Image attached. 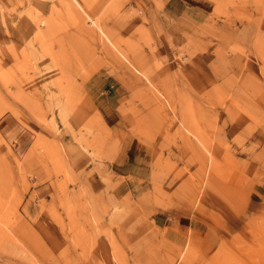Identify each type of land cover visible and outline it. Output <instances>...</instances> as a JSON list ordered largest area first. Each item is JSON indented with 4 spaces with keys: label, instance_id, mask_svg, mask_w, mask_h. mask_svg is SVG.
<instances>
[{
    "label": "rangeland",
    "instance_id": "obj_1",
    "mask_svg": "<svg viewBox=\"0 0 264 264\" xmlns=\"http://www.w3.org/2000/svg\"><path fill=\"white\" fill-rule=\"evenodd\" d=\"M205 1L0 0V264H264V0Z\"/></svg>",
    "mask_w": 264,
    "mask_h": 264
},
{
    "label": "crops",
    "instance_id": "obj_2",
    "mask_svg": "<svg viewBox=\"0 0 264 264\" xmlns=\"http://www.w3.org/2000/svg\"><path fill=\"white\" fill-rule=\"evenodd\" d=\"M177 1V2H176ZM179 0H166V5L167 6H170V4L172 5L173 4V8L174 9H179V7L180 6H185V8L186 9H188L189 7V5L190 4H193V5H195V4H197V3H199V4H201L202 6H204L203 4L204 3H206V1L204 0H180V2H178ZM174 2V3H173ZM197 19H199L200 20V18H197ZM192 71V70H191ZM203 84V83H202ZM207 84V83H206ZM205 83L203 84V89H207L208 88V86L206 85ZM213 87H215V85H212V88ZM105 122H106V124H107V120H105ZM108 125V124H107ZM109 126V125H108ZM110 130H112V131H114L113 129H111V127H110ZM261 133H263V131H258V130H252V131H248L247 130V137H260V136H262L261 135ZM134 139V140H136L135 142V145H136V147L139 149V150H141L140 148L141 147H143V143H141L139 140H137L136 138H134V137H130V136H126L125 138H123V139H121L122 140V145H123V149H122V155L119 157V158H125L124 156H123V154H124V144H125V142L128 140V139ZM142 152H143V150H141ZM128 156V155H127ZM143 163H145V161H143ZM113 166V165H112ZM138 166H142L141 165V162L140 163H138V162H135V163H133L132 164V168H131V173H132V171H133V173H135L134 171L136 170V171H142V169L143 168H139ZM144 166H145V164H144ZM118 171V172H117ZM119 171H120V169H119V166H117V165H115V168H114V176H120V177H123V175L122 174H120L119 173ZM125 174V173H124ZM136 174V173H135ZM99 180H101V179H99ZM97 183H99V182H97ZM100 184V183H99ZM97 185L96 187L97 188H100V185ZM256 185V184H255ZM251 201L252 202H257L254 198L256 197V199L257 200H261V201H263L264 202V185H262V184H259V185H256V188H254V190L252 191V193H251ZM59 230V229H58Z\"/></svg>",
    "mask_w": 264,
    "mask_h": 264
}]
</instances>
